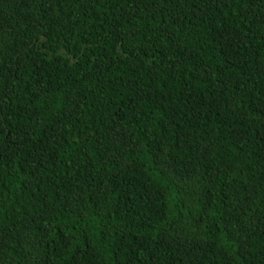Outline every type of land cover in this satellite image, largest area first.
<instances>
[{"label":"trees","instance_id":"trees-1","mask_svg":"<svg viewBox=\"0 0 264 264\" xmlns=\"http://www.w3.org/2000/svg\"><path fill=\"white\" fill-rule=\"evenodd\" d=\"M0 264H264V0H0Z\"/></svg>","mask_w":264,"mask_h":264}]
</instances>
